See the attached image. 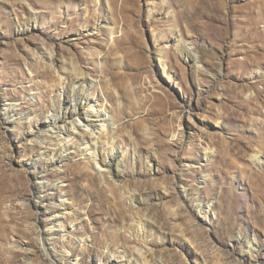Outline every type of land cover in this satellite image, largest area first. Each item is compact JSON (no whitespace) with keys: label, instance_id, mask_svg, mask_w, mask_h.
<instances>
[{"label":"rangeland","instance_id":"374dc122","mask_svg":"<svg viewBox=\"0 0 264 264\" xmlns=\"http://www.w3.org/2000/svg\"><path fill=\"white\" fill-rule=\"evenodd\" d=\"M245 6L263 16L256 29ZM260 8L264 0H0V264L143 260L136 216L152 264H264ZM69 62L85 72L81 83ZM88 99L114 122L102 138L120 163L111 174L83 137L49 126L67 108L87 118Z\"/></svg>","mask_w":264,"mask_h":264},{"label":"bare ground","instance_id":"6f19581e","mask_svg":"<svg viewBox=\"0 0 264 264\" xmlns=\"http://www.w3.org/2000/svg\"><path fill=\"white\" fill-rule=\"evenodd\" d=\"M244 9H246V6ZM259 10H260L259 12H262V11L264 12L263 8H260ZM254 13H255V10L251 6L249 7V9L247 7L246 19H248V21H249L250 25H252L253 29H256L257 28L256 25H257L258 21L261 22V18H263V16L261 13L259 15L254 16ZM243 20L244 19L241 17V19L239 20V23H238L239 26H242L244 24ZM114 33H115V28H113V27L110 28V34H114ZM184 49L188 52L190 57L193 59V62L197 66L199 65L198 67L200 68L201 67L200 66L201 59H200L199 54L195 53V51L191 47H186ZM48 56H49L48 61L50 63V66L56 67L55 54H54L52 49L48 52ZM43 59H44V57L41 56L40 60H43ZM159 59H160V61H164L161 56L159 57ZM66 65H67V67H70V69L74 72L73 73V74H75L74 79L76 80L75 83H81L80 77L85 75V72L83 71V69L79 65H74V64L72 65V62H69ZM165 67H166V64L163 65V69H165ZM83 106L87 107L84 109L85 111H88V113H89V115H87V118L81 119L79 117V113L77 112V110H78L77 107H75V108L72 107L73 108L72 110L70 108L69 109L67 108L61 119H59L57 116L54 115V117L49 120L50 121L49 126H52L53 128H55V126H57L59 128H63L66 132V135H65L66 138H64V139H67V138L71 139V138H74L76 135H80V137H83L85 139V143L87 144V146H86L87 150L90 151V153H91L90 157H91V159H93L96 168L100 172L104 168L108 171L106 173L111 174V172H113L115 170V169L113 170V167L117 168L116 170L119 169L120 163L118 160V156L116 155V153H114V148H115V147H113L115 145L114 140L110 137V138H107L106 140L103 141L102 138H103V136L107 135V130H106L107 125L108 126L110 125V127H111L110 131H113L114 122H113L112 116H109V115L105 114L104 112L99 111V108H97V104L93 99H88L87 101H85ZM68 113L71 114V115H69V117L67 116ZM75 117H76V120H74ZM49 139L51 140L52 138L49 137ZM101 141H102V143H101ZM59 142H60V146H65V144H66L65 141H63V139H61V138H60ZM100 144L103 145L101 148L98 147V146H100ZM256 155H258V154H256ZM114 177L117 181H123V179L125 178V175L123 176V175L119 174V175H115ZM134 197L135 196H133V198L131 199L133 204L135 203ZM136 219H137V222L139 225V226H136V231H137V229L139 230L138 233H140V237L144 240V241L143 240L142 241L144 242L145 246H147V249L145 251V250H143V248L142 249H140V248L136 249L135 248L136 253L140 257H143L142 258L143 260L137 258L136 261H133L130 264H148V261L150 259L149 260L147 259V255L145 252L152 250L151 248H149L150 245H148L149 243H147L148 240L145 241V239H146L145 237H147L145 234H146L148 229H147V227H145L146 222H144V223L142 222L141 216H139V217L136 216ZM150 264H152V263L150 262Z\"/></svg>","mask_w":264,"mask_h":264}]
</instances>
